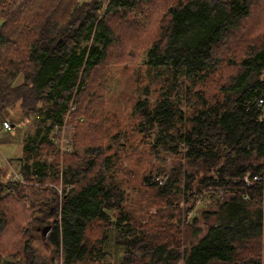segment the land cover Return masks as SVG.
<instances>
[{
  "label": "trees",
  "instance_id": "16d2710c",
  "mask_svg": "<svg viewBox=\"0 0 264 264\" xmlns=\"http://www.w3.org/2000/svg\"><path fill=\"white\" fill-rule=\"evenodd\" d=\"M2 142L0 264H264V0H0Z\"/></svg>",
  "mask_w": 264,
  "mask_h": 264
},
{
  "label": "rangeland",
  "instance_id": "374dc122",
  "mask_svg": "<svg viewBox=\"0 0 264 264\" xmlns=\"http://www.w3.org/2000/svg\"><path fill=\"white\" fill-rule=\"evenodd\" d=\"M27 121H25V119L21 122H19L20 126H24V132L26 136H31L34 133V128L33 125L31 123H26ZM11 134H14V129L10 130ZM67 135H70V129L69 127H63L60 131V138L63 136V138L67 139ZM59 138V139H60ZM22 142H2L0 143V167L3 166V163L1 161V159L6 160L9 158H13V164L14 166H16L17 164V158L21 156V152H22ZM112 229V231L109 232V241L107 243V248L112 252V256L114 258H117L118 252H117V246L114 244L113 238L115 235V232ZM35 238V242L38 246H41L42 248L45 249H49L47 247V237L43 236V234L41 232L35 234L34 236ZM116 250V251H115Z\"/></svg>",
  "mask_w": 264,
  "mask_h": 264
},
{
  "label": "built area",
  "instance_id": "2783aa9c",
  "mask_svg": "<svg viewBox=\"0 0 264 264\" xmlns=\"http://www.w3.org/2000/svg\"><path fill=\"white\" fill-rule=\"evenodd\" d=\"M262 101H263V99L260 98V99H259V102H262ZM25 121H28V119L25 118ZM3 127H4L5 130H11V129H13V126H12L10 123H8L7 121H4V122H3ZM59 141H60L61 146L63 147L62 144H64V142H67V139H66V138H63V136H62V137L59 139ZM258 178H259V176H258ZM157 179L160 180V179H162V177H161V176H158ZM199 200H200V197H198V199H197V203L199 202ZM181 203H182V202H181ZM189 216H190V213L187 214V217H189Z\"/></svg>",
  "mask_w": 264,
  "mask_h": 264
},
{
  "label": "bare ground",
  "instance_id": "6f19581e",
  "mask_svg": "<svg viewBox=\"0 0 264 264\" xmlns=\"http://www.w3.org/2000/svg\"><path fill=\"white\" fill-rule=\"evenodd\" d=\"M262 103V102H261ZM191 217V216H190Z\"/></svg>",
  "mask_w": 264,
  "mask_h": 264
},
{
  "label": "flooded vegetation",
  "instance_id": "af4514ba",
  "mask_svg": "<svg viewBox=\"0 0 264 264\" xmlns=\"http://www.w3.org/2000/svg\"><path fill=\"white\" fill-rule=\"evenodd\" d=\"M44 236V235H43Z\"/></svg>",
  "mask_w": 264,
  "mask_h": 264
}]
</instances>
